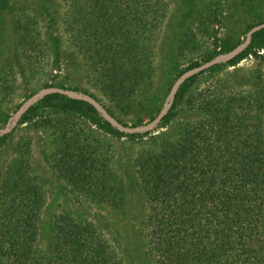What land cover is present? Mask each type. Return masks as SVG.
<instances>
[{"label": "trees", "instance_id": "obj_1", "mask_svg": "<svg viewBox=\"0 0 264 264\" xmlns=\"http://www.w3.org/2000/svg\"><path fill=\"white\" fill-rule=\"evenodd\" d=\"M66 1H71V26L97 45L98 58L92 63L96 89L119 103L150 85L151 48L132 50L123 44L135 29L144 32L140 43L144 45L151 0H95L101 25L89 31L87 0ZM28 38L25 25L22 42ZM22 48L26 55L33 54L30 45ZM81 48L89 53L87 47ZM245 86L240 91L210 87L197 93L193 115L154 148L136 154L132 168L143 202L144 245L138 249L140 256H129L132 261L264 264V78L247 79ZM52 97L65 96L46 99ZM181 97L176 98L179 103ZM72 102L95 111L87 102ZM175 109L168 119L175 116ZM36 110L33 107L21 122L31 121ZM48 131L57 138V177L70 185V193L127 216L130 192L113 169L114 156H103L104 142L62 122L49 124ZM29 166L17 152L0 176V264H125L126 249L118 250L122 239L116 227L107 224L116 232L113 240L95 222L66 212L53 224L52 251L40 247L44 191Z\"/></svg>", "mask_w": 264, "mask_h": 264}, {"label": "rangeland", "instance_id": "obj_2", "mask_svg": "<svg viewBox=\"0 0 264 264\" xmlns=\"http://www.w3.org/2000/svg\"><path fill=\"white\" fill-rule=\"evenodd\" d=\"M94 1L87 0L88 31L100 24ZM150 2L144 45H140L144 32L131 29L123 47L151 48V83L134 92L130 99L116 103L94 87L92 63L98 58L94 52L97 45L94 38L90 43L88 34L83 36L80 28L71 26V1L0 0V129L6 128L9 122L13 124L15 113L30 97L44 88L63 86L92 96L122 126L138 130L122 132L97 109L92 111L72 102L80 100L66 96L46 99L48 95L22 115L37 106L31 121L22 123L21 117L8 133H0V176L18 152L29 162L31 172L44 191L38 243L47 253L53 249V224L66 212L95 222L104 235L113 240L116 232L107 224L112 229L116 227L122 239L118 250L121 253L126 249L122 254L125 264H141L129 258L130 255L140 256L142 250L138 249L144 245L143 202L132 168L136 154L154 148L183 119L191 117L194 98L202 90L218 87L222 91H240L246 88L247 79L257 75L264 78V32H258L243 53L188 79L178 90L162 122L148 132L140 130L166 106L173 84L185 71L231 52L244 43L252 27L264 23V0ZM25 25L29 26V38L22 42ZM24 45H30L33 54L26 55ZM180 97L181 103L176 100ZM187 99H192L191 103L183 104ZM174 106L176 114L168 119ZM54 107L59 109L51 112ZM57 122L74 126L91 140L104 142L100 148L103 156H114L113 169L125 179L130 192L127 216H117L109 207H97L74 197L70 185L58 179L60 172L55 171L59 160L57 138L48 131L49 124L56 126Z\"/></svg>", "mask_w": 264, "mask_h": 264}, {"label": "water", "instance_id": "obj_3", "mask_svg": "<svg viewBox=\"0 0 264 264\" xmlns=\"http://www.w3.org/2000/svg\"><path fill=\"white\" fill-rule=\"evenodd\" d=\"M263 29H264V23H261L259 25L252 27L249 30L244 43H242L241 45H239L238 47L233 49L231 52L216 56L215 58H213L211 61H209L207 63H204L202 65H199L197 67H194V68H191V69L185 71L173 84L171 91H170L168 98H167L166 106L161 110V112L158 114L156 119H154L151 123L143 126L140 130H142L143 132H148V131L152 130L157 124L162 122L163 117L166 114L167 110L169 109L170 104L174 101L178 90L188 79H190L191 77H193V76H195L201 72H204V71L212 68L213 66L220 63L222 60H230V59H233V58L237 57L238 55H240L251 44L253 36ZM53 94H60V95L66 96V97L71 98V99H76V100H80V101H84V102L89 103L95 109H97L105 117V119H107L111 124L116 126L122 132L138 131L137 129H129V128L122 126L114 117H112L99 104V102H97L92 96H90L88 94L80 93V92L75 91V90L61 88V87H48V88L42 89L40 92H38L37 94L30 97L27 101H25L21 105V107L17 110V112L15 113L13 124L11 125L10 122L7 123L6 128L0 129V133H8L11 129V126L16 125L18 123L19 119H21L22 115L29 108H31L35 104V102H37L40 98H43V97L48 96V95H53Z\"/></svg>", "mask_w": 264, "mask_h": 264}]
</instances>
